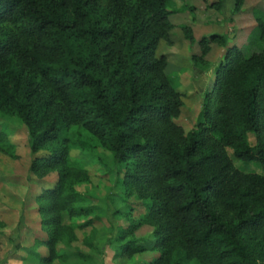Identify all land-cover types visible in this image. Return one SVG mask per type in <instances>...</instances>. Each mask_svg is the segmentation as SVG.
Segmentation results:
<instances>
[{"label":"trees","instance_id":"obj_1","mask_svg":"<svg viewBox=\"0 0 264 264\" xmlns=\"http://www.w3.org/2000/svg\"><path fill=\"white\" fill-rule=\"evenodd\" d=\"M245 1L234 0V12ZM170 4L0 0V114L27 128L32 153L48 152L33 160L31 173L57 175L34 198L45 234L36 240L46 251L36 255L38 264L71 257L90 264L89 253L71 250L76 232L100 220L79 194L90 175L81 158L72 159L75 149L106 155L118 169L120 200L144 206L136 219L123 215L129 223L116 238L117 258L154 253L138 264H264V174L233 163L264 169V13L253 10L258 38L250 54L223 35L197 42L202 57L210 44L228 49L206 110L186 133L177 124L184 103L165 73L167 57L156 56L179 26L174 18L182 12ZM180 31L195 42L190 25ZM0 154L14 157L1 131ZM144 227L151 238L137 242ZM95 231L83 240L90 253L97 251Z\"/></svg>","mask_w":264,"mask_h":264},{"label":"rangeland","instance_id":"obj_2","mask_svg":"<svg viewBox=\"0 0 264 264\" xmlns=\"http://www.w3.org/2000/svg\"><path fill=\"white\" fill-rule=\"evenodd\" d=\"M172 1L173 4L168 7L182 12L174 18L179 26L172 31V45L166 48L160 42L156 56L163 54L167 57L165 73L184 103V110L177 124L187 133L197 126L200 114L206 110V95L212 90L215 71L228 49L210 44V50L202 57L197 42L202 37L223 35L227 37L229 46H235L245 54L255 51L253 42L258 38V31L253 10L264 13V0H246L237 13L233 8L234 0H223L218 9L209 7L214 0ZM185 23L191 26L195 39L193 44L187 42L180 31V26ZM194 56L201 59L198 65L192 59ZM210 109L213 111L215 104L212 103ZM0 131L6 134L8 141L14 146L13 158L0 154V264H38L36 255H44L46 251L37 245L36 240L45 237V234L41 229V219L34 198L43 189L52 187L57 175L52 173L40 180L31 173L33 160L48 152H31L27 128L18 120L0 114ZM70 155L72 159L81 158L87 165L90 183L78 187V191L85 205L97 207L96 214L100 218L92 226L96 229L93 243L97 246V251L90 253L89 248L83 244L85 235L92 229L90 227L76 232L78 241L73 244L72 252L77 247L80 251L89 253L90 264H138L149 259L154 253L136 255L132 260L115 256L120 247L116 238L129 223L124 216L131 212L130 217L136 219L144 211V206L134 199L128 200V203L120 200L118 169L113 170L107 156L98 151L81 152L75 149ZM233 163L248 172L264 174V169L259 164L245 165L238 160H233ZM150 238V228L144 227L135 233L137 242ZM129 239L131 238L126 241ZM67 264L81 262L71 257Z\"/></svg>","mask_w":264,"mask_h":264}]
</instances>
